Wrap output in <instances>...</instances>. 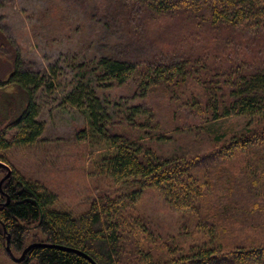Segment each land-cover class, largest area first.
Wrapping results in <instances>:
<instances>
[{"label":"trees","instance_id":"obj_1","mask_svg":"<svg viewBox=\"0 0 264 264\" xmlns=\"http://www.w3.org/2000/svg\"><path fill=\"white\" fill-rule=\"evenodd\" d=\"M96 12L120 38L93 64H78L82 77L130 82L143 99L158 93L187 106L198 124L170 127L196 145L171 155L155 149L167 137L141 107L130 109L127 132H113L106 108L78 84L68 100L87 105L89 125L76 137L91 141L96 175L120 190L99 192L75 216L54 209L57 196L42 184L12 172L0 185V241L4 227L14 257L30 244L43 246L32 247L21 263L5 249L7 257L15 264H264V66L250 59L232 70L229 59L235 43L236 51L256 37L264 44V0H108ZM157 32L151 51L135 49ZM11 65L7 83L26 105L15 119L16 99H2L0 151L36 143L44 128L33 97L50 86L17 56ZM228 118L242 119L243 129L218 132ZM0 162H7L4 155ZM147 188L159 191L166 211L181 215L180 230L196 242L168 243L137 210Z\"/></svg>","mask_w":264,"mask_h":264},{"label":"rangeland","instance_id":"obj_2","mask_svg":"<svg viewBox=\"0 0 264 264\" xmlns=\"http://www.w3.org/2000/svg\"><path fill=\"white\" fill-rule=\"evenodd\" d=\"M107 1L0 0V39L5 44L4 47L0 46V107L4 96L16 99L17 119L26 105L25 96L7 83L13 71L11 63L16 56L25 63V69L50 85L42 86L33 97L38 110L37 120L44 128L42 135L34 144L13 145L7 151H0V155L7 159L3 164L10 174L17 171L26 180L42 184L57 196L54 209L69 211L75 216L87 211L99 192L120 190L105 176L96 175L92 162L96 151L90 145L91 141H81L76 137L78 131L88 130L89 125L87 105L78 108L68 100L71 95L76 96L73 92L78 84H83L84 89L106 108L111 124H115L113 132H127L130 109L141 107L153 115L154 122L159 125V135L167 137L155 149L164 155H171L196 145L183 141L182 135L175 136L170 127L178 124L187 130L198 124L187 106L168 102L164 94L158 93L143 99L142 95L135 93L130 82L110 85L99 81L89 72H86V78L82 77L83 71L78 64H93L97 58L107 54L116 39L120 38L116 32L105 28L104 19L96 12L97 6L103 7ZM159 35L160 32H157L155 36H150L151 39L146 38L135 49L151 51L154 47L151 40H159ZM259 39L256 37L250 45L239 44L237 51L235 43L229 52L232 70L250 59L257 64L256 67L264 66V44ZM255 43L261 44L255 46ZM160 46L164 49V46ZM197 92H201V89L195 86L194 94L198 98ZM138 120L142 118L135 119ZM244 124L240 118H228L217 124V130L238 131L243 129ZM14 133L15 129H12L7 138ZM6 173L7 170L1 167L0 181ZM137 210L153 223L165 236L164 239L171 238L168 243L172 241L179 246H188L197 241L180 230L181 215L165 210L157 189L147 188L143 191ZM0 264H15L5 253V241H0Z\"/></svg>","mask_w":264,"mask_h":264},{"label":"water","instance_id":"obj_3","mask_svg":"<svg viewBox=\"0 0 264 264\" xmlns=\"http://www.w3.org/2000/svg\"><path fill=\"white\" fill-rule=\"evenodd\" d=\"M0 166L5 168L7 170V173L5 175V177L0 181V185L2 184V182L7 179L9 176H10V170L8 169V167L6 165H4L3 163L0 162ZM3 233L5 235V249H6V253L8 254L9 258L16 262V263H21L23 260H24V257L26 255V253L32 248V247H35V246H43V244H31L29 246H27L23 252L21 253L20 257L19 258H16L13 256V254L11 253V250H10V246H9V236L7 235L6 233V229L3 227ZM46 246V245H44ZM61 249H64V248H61ZM65 250V249H64ZM91 261V260H90Z\"/></svg>","mask_w":264,"mask_h":264}]
</instances>
